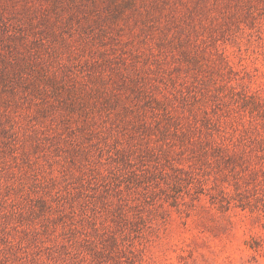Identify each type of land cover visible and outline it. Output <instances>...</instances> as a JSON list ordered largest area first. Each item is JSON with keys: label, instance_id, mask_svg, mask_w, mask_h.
Listing matches in <instances>:
<instances>
[{"label": "rangeland", "instance_id": "1", "mask_svg": "<svg viewBox=\"0 0 264 264\" xmlns=\"http://www.w3.org/2000/svg\"><path fill=\"white\" fill-rule=\"evenodd\" d=\"M0 264H264V0H0Z\"/></svg>", "mask_w": 264, "mask_h": 264}]
</instances>
